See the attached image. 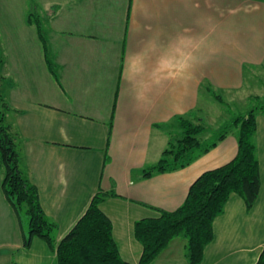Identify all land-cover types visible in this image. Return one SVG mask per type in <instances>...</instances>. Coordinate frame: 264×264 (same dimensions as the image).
<instances>
[{"label": "crops", "instance_id": "obj_1", "mask_svg": "<svg viewBox=\"0 0 264 264\" xmlns=\"http://www.w3.org/2000/svg\"><path fill=\"white\" fill-rule=\"evenodd\" d=\"M46 1V48L26 7L11 20L13 6L0 3V73L20 166L58 224L57 242L97 192L119 194L101 209L123 259L139 264L143 245L135 222L179 208L200 174L238 151L231 131L189 165L143 176L179 132L177 117L208 122L203 97L239 89L247 66L264 72V0ZM255 142L259 197L248 209L231 194L200 264H255L264 251V112L257 116ZM0 174V264H58L43 239L24 246L27 233L3 193V169ZM186 242L174 238L151 264H189Z\"/></svg>", "mask_w": 264, "mask_h": 264}, {"label": "trees", "instance_id": "obj_2", "mask_svg": "<svg viewBox=\"0 0 264 264\" xmlns=\"http://www.w3.org/2000/svg\"><path fill=\"white\" fill-rule=\"evenodd\" d=\"M34 19L33 14L29 13L27 20L33 23ZM37 28L46 48L47 40L39 20ZM1 61L3 59L0 57ZM47 61L56 76V64L48 57ZM2 79L0 73V162L5 167L2 190L20 219L23 211L29 216V232L24 235V246L29 248L35 237L43 239L56 251L58 264H132L121 256L113 235V223L101 209V203L107 197L119 196L115 191L97 192L86 212L57 242L58 224L46 215L38 187L22 170L18 136L5 122L6 110L10 107L1 91ZM212 94L223 102L220 95L214 91ZM261 112H264V100L233 120L230 127H236V155L227 163L200 174L191 184L186 200L179 208L160 210L158 216L135 222V237L143 245L139 264H151L178 236L186 238L189 264H200L206 247L215 237L214 221L223 213L231 194H239L248 209L255 205L261 191V170L255 142L257 116ZM176 122L181 136L170 139L159 161L143 169L144 177L189 165L231 131L226 129L213 141L204 143L201 137L209 128L205 122L187 115L177 117ZM255 264H264V251Z\"/></svg>", "mask_w": 264, "mask_h": 264}, {"label": "rangeland", "instance_id": "obj_3", "mask_svg": "<svg viewBox=\"0 0 264 264\" xmlns=\"http://www.w3.org/2000/svg\"><path fill=\"white\" fill-rule=\"evenodd\" d=\"M45 0H0V3L10 4L12 7L9 12V18L11 20L16 19L18 14H21L26 7L28 9V14H33L35 17L34 22L36 23L38 20L42 22L43 30L46 36L48 35V30L50 28V24L47 20L46 9L43 7ZM47 4L48 0L46 1ZM23 15H21L22 17ZM32 30V34H33ZM34 42L38 45L39 40L34 37ZM1 37H0V46H1ZM2 53L0 51V57ZM256 69V68H254ZM246 79L244 85H241L239 89L233 90H214V92L220 95L223 99V103L217 101L213 98V94H207L206 102H209L208 109H211V113L206 116V125L208 134L202 135V140L204 143H208L213 141L216 137H218L223 131L229 129L231 131H235L236 127H230L233 123V120L240 115L246 114L250 109L259 105L264 100V72L261 69L250 70L248 66L245 69ZM7 82L2 81L1 91L3 93L6 92L5 87L7 86ZM225 100V101H224ZM7 102V100H5ZM10 107V106H9ZM8 110V111H7ZM7 112H10V108H7ZM206 115V113H204ZM6 124L9 125L8 120L6 119ZM178 128V127H177ZM179 131V132H178ZM178 131H175L177 134L175 136H181V131L178 128ZM230 131V132H231ZM206 132V133H207ZM5 169L2 162H0V170ZM2 176V174H0ZM0 176V178H1ZM21 221L23 223V227L26 230V233L29 232V216L23 211L21 216Z\"/></svg>", "mask_w": 264, "mask_h": 264}]
</instances>
